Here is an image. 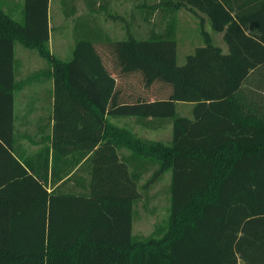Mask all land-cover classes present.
I'll return each instance as SVG.
<instances>
[{"label":"trees","instance_id":"16d2710c","mask_svg":"<svg viewBox=\"0 0 264 264\" xmlns=\"http://www.w3.org/2000/svg\"><path fill=\"white\" fill-rule=\"evenodd\" d=\"M49 3L26 0L25 24L0 8V92L14 87L18 39L49 62L53 163L72 157L71 174L91 153L89 192L48 193V180L15 158L12 128L0 131V159L10 161L9 177L0 179V264H264V0L138 5L148 24L155 12L169 13L166 29L153 27L146 39L128 28L124 41H81L70 62L48 48ZM182 9L199 18L204 46L178 66L175 13ZM203 16L223 34L227 53ZM177 103L194 104L193 119L178 116ZM106 116L174 120L168 145L131 140L135 153L160 164L154 179L172 174L169 226L159 236L132 237L140 180L120 161ZM27 190L35 197L21 194ZM29 204L35 229L9 226L7 219L32 220Z\"/></svg>","mask_w":264,"mask_h":264},{"label":"crops","instance_id":"0c3cea01","mask_svg":"<svg viewBox=\"0 0 264 264\" xmlns=\"http://www.w3.org/2000/svg\"><path fill=\"white\" fill-rule=\"evenodd\" d=\"M53 4L56 13L60 15L59 19L55 21V25L52 20L54 16V14L52 16ZM25 5L26 0H0V8L20 24L26 22ZM133 15V0H50L48 48L57 59L62 62H70L73 59L76 45L81 41L111 43L126 40L128 28L130 34H134ZM103 16L105 20L111 21L110 26L108 24L105 27L101 23ZM57 24H60V31L64 32L59 41H54L53 34ZM0 34L4 35L3 30H0ZM67 42L72 45V50L68 51L69 60L60 56L66 55L67 52L63 53L61 47ZM39 58L43 57L36 49L26 47L19 39L15 41L14 87L10 91L0 92V131L12 128L14 136L11 143L15 158L34 178L37 179L39 176L38 178L48 180V185H46L48 193L51 194L55 191L60 194H87L89 191L85 186L88 185L91 175L89 167L85 166L91 153L85 157L76 153V156L81 158L77 161V166L71 174L68 173V162L72 157L67 156L59 160L57 158L55 165L53 163L52 141L56 122L53 69L49 62V65H46ZM253 90L260 92L259 89L254 88ZM10 93L12 97L9 96ZM121 98L125 99V96ZM183 105L188 106V113H183L181 109ZM193 109L194 104L190 103H177L176 106L177 115L188 119H193ZM105 123L111 131L110 137L118 144L120 161L126 163L130 175H138L139 180L143 176L145 165H157V163L147 156L135 153L131 140L136 138L168 145L172 140L164 143L151 140V137L153 131H159L162 134L164 128L169 125H171L170 131L173 139L174 120L171 119L106 116ZM141 133H146L147 136ZM4 147L5 144L0 140V153L4 151ZM9 164L10 161L4 162L0 159V179L9 177ZM27 165H29V169ZM32 169L35 170L36 176ZM54 173L57 175L54 176ZM73 174L76 177L69 181ZM21 194H27L29 199L35 197V192L30 190L23 191ZM34 210L35 207L29 204L27 211L29 215L32 212V220L28 218L27 223L22 225L7 219L9 226L24 227L27 225L29 229H35V226L33 227L35 223ZM132 237H134L133 225ZM73 252L75 253V250Z\"/></svg>","mask_w":264,"mask_h":264},{"label":"rangeland","instance_id":"374dc122","mask_svg":"<svg viewBox=\"0 0 264 264\" xmlns=\"http://www.w3.org/2000/svg\"><path fill=\"white\" fill-rule=\"evenodd\" d=\"M159 0H133L134 9V33L140 39H146L149 35V30L153 27L157 28L159 33L166 29L167 24L171 18L169 13H163L161 10L155 12L150 20V23H146L141 16V11L137 10L138 5H151ZM56 5V4H55ZM54 12V13H53ZM51 14V8H50ZM54 14V16H53ZM52 16L54 25L60 17L56 13V8L54 9V4L52 5ZM205 19V28L208 31L215 45L223 48L224 53L228 52V47L223 40V34L214 32L211 28L210 21L207 17L203 16ZM176 20V41H175V55L176 63L178 66H182L186 63L188 56L195 53V50L199 47L204 46V41L201 36L200 20L198 17L190 13L187 9H182L175 13ZM59 23V21H58ZM101 23L106 27V25H111L110 20H105L104 16L101 19ZM60 24L56 25V30L54 31V41L60 39L64 31H60ZM126 35L124 36V39ZM56 47V45L54 44ZM57 48V47H56ZM63 53L67 52L65 60H69V50H72V45L69 42L62 45ZM42 63L48 64L47 60L39 58ZM264 75V73H263ZM183 113H188V106L183 105ZM181 112L180 109L178 110ZM171 125L166 126L160 134V132H152L151 140L162 141L168 143L172 140ZM147 136L146 133H141ZM161 135V136H160ZM143 137V136H142ZM160 168V164L157 165H145L144 172L139 183V188L141 192V198L134 205V216H133V235L137 241L147 239L151 236H159L165 233L169 226V217L171 210V181L172 174L170 170L158 178L154 179V173ZM154 179V180H153Z\"/></svg>","mask_w":264,"mask_h":264}]
</instances>
